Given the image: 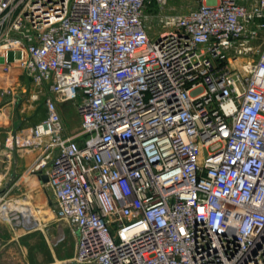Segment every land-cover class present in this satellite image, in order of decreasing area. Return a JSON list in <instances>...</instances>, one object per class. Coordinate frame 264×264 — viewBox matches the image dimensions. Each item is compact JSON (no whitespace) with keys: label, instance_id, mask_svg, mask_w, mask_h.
I'll return each mask as SVG.
<instances>
[{"label":"built area","instance_id":"obj_1","mask_svg":"<svg viewBox=\"0 0 264 264\" xmlns=\"http://www.w3.org/2000/svg\"><path fill=\"white\" fill-rule=\"evenodd\" d=\"M193 1L0 0V100L48 89L30 171L75 264H264V0Z\"/></svg>","mask_w":264,"mask_h":264},{"label":"rangeland","instance_id":"obj_2","mask_svg":"<svg viewBox=\"0 0 264 264\" xmlns=\"http://www.w3.org/2000/svg\"><path fill=\"white\" fill-rule=\"evenodd\" d=\"M196 5L193 0H168L162 15L184 14ZM159 9V5L154 3L153 10ZM147 22L153 26L152 34L158 28L156 20L150 18ZM258 43L262 44V41ZM19 56V53L12 52L8 60L12 62ZM5 86L10 88L11 93L0 100V153L3 152L0 159L5 160L3 164L0 163V168L9 169L10 175L0 185V191L4 190L0 198L6 195L4 201L0 202V264H75L76 239L71 228L55 216L54 204H49V200L54 202V199L48 196L42 181L30 170L23 176L17 172V167L21 171L18 160L25 171L30 166L26 157L32 158V161L38 157L39 150L33 144L32 135L35 127L47 116L45 100L50 94L46 87L37 86L23 75L12 76ZM58 106L67 135L78 136L82 121L76 104L59 102ZM7 109L9 116L5 118ZM7 139H13V147L10 153L5 154ZM30 180L37 183L34 189H29ZM27 203L33 206L34 224H39L40 229H31V225L26 227L18 212L16 215L20 217V225L9 217L8 205L21 208ZM39 208H43V214L38 213Z\"/></svg>","mask_w":264,"mask_h":264},{"label":"bare ground","instance_id":"obj_3","mask_svg":"<svg viewBox=\"0 0 264 264\" xmlns=\"http://www.w3.org/2000/svg\"><path fill=\"white\" fill-rule=\"evenodd\" d=\"M7 116H9V111L8 109L5 111V114H4V117L7 118ZM37 186V183L34 181L32 184H31V188H35ZM27 204H29V206H26ZM25 204V206H22L21 208H16L14 205H8V209H9V217L11 218L12 215H15L16 212L15 211H12L10 210L9 207H12V208H16L17 210H20V212L18 211V213H20L23 217V220H22V223L26 226V227H30L31 225V229L33 228H36V229H40V226L39 224H34V220H35V213H34V210H33V206L30 204V203H27ZM14 206V207H13ZM38 213H41L43 214V208H39L37 209ZM22 212V213H21ZM48 212V211H47ZM48 214V213H46Z\"/></svg>","mask_w":264,"mask_h":264},{"label":"crops","instance_id":"obj_4","mask_svg":"<svg viewBox=\"0 0 264 264\" xmlns=\"http://www.w3.org/2000/svg\"><path fill=\"white\" fill-rule=\"evenodd\" d=\"M11 142V143H10ZM12 147H13V139H11V141H9V139H7V141H6V144L4 145V148H5V150H7L6 152H5V154H7V153H10V150H12ZM3 153V152H2ZM2 153H0V154H2ZM6 157V156H5ZM9 157H6V159H8ZM22 158V157H21ZM27 158V161H28V163L30 162V166L24 171V169H23V166H22V162L20 161V160H18L19 161V166L21 167V171H20V168L18 169V167H17V172L18 173H21V175L23 176V174L26 172H28L29 170H30V168H31V166L34 164V162H35V160L34 161H32V158H30V157H26ZM24 159V158H23ZM24 161V160H23ZM5 162V160L4 159H0V163H4ZM20 162H21V164H20ZM10 175V171H9V169H6V168H0V185L2 184V182H4V181H6L8 178V176ZM34 176L36 177V175L34 174ZM35 180H30L29 182H28V186H29V189L31 188V184L34 182ZM15 206V205H14ZM13 206V207H14ZM16 207V206H15ZM10 208V210H12V211H15V212H20V210H17L16 208H18V207H16L15 209L14 208H12V207H9ZM22 213V212H21ZM5 220L7 221V222H9L10 223V221H9V219L5 216Z\"/></svg>","mask_w":264,"mask_h":264},{"label":"water","instance_id":"obj_5","mask_svg":"<svg viewBox=\"0 0 264 264\" xmlns=\"http://www.w3.org/2000/svg\"><path fill=\"white\" fill-rule=\"evenodd\" d=\"M48 177L47 176H43L42 178H41V181H42V183L43 184H46L47 182H48ZM49 204L50 205H52V201L51 200H49Z\"/></svg>","mask_w":264,"mask_h":264}]
</instances>
